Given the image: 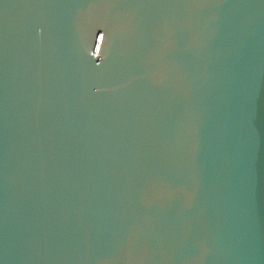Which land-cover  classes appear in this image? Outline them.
Masks as SVG:
<instances>
[{
  "label": "water",
  "instance_id": "water-1",
  "mask_svg": "<svg viewBox=\"0 0 264 264\" xmlns=\"http://www.w3.org/2000/svg\"><path fill=\"white\" fill-rule=\"evenodd\" d=\"M0 264H264V0H0Z\"/></svg>",
  "mask_w": 264,
  "mask_h": 264
}]
</instances>
